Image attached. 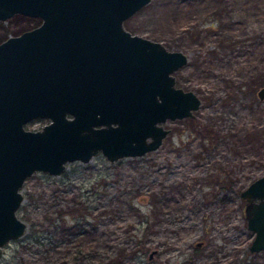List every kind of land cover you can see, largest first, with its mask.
Returning <instances> with one entry per match:
<instances>
[{"label":"rangeland","instance_id":"obj_1","mask_svg":"<svg viewBox=\"0 0 264 264\" xmlns=\"http://www.w3.org/2000/svg\"><path fill=\"white\" fill-rule=\"evenodd\" d=\"M36 22L0 20V42ZM124 25L186 54L175 84L199 107L167 119L154 150L114 161L100 151L61 174L28 176L17 211L27 229L3 246L0 264H264V249L249 250L240 196L264 174V0H150ZM81 223L97 230L84 247L96 258L84 261L75 258Z\"/></svg>","mask_w":264,"mask_h":264},{"label":"water","instance_id":"obj_2","mask_svg":"<svg viewBox=\"0 0 264 264\" xmlns=\"http://www.w3.org/2000/svg\"><path fill=\"white\" fill-rule=\"evenodd\" d=\"M149 1L0 0V19H42L0 43V253L26 231L17 211L28 176L61 174L68 162L100 151L114 161L154 150L167 119L199 107L195 92L175 84L186 54L124 25ZM257 95L264 97V85ZM35 117L50 121L26 128ZM240 196L254 233L249 250L257 252L264 249V174Z\"/></svg>","mask_w":264,"mask_h":264},{"label":"flooded vegetation","instance_id":"obj_3","mask_svg":"<svg viewBox=\"0 0 264 264\" xmlns=\"http://www.w3.org/2000/svg\"><path fill=\"white\" fill-rule=\"evenodd\" d=\"M26 16L28 19L30 20H37V22L35 23V25H33L32 27L28 28V29H25L23 30L22 32L18 33V34H15V35H10V36H16V35H20L21 33H23L24 31H27V30H31V29H34L38 26H40L42 24V19L40 17H35V16H29V15H25V14H21V13H16L8 18H12V17H15V16ZM6 18V19H8ZM6 19H0V20H6ZM10 36H8L7 38H9ZM6 38V39H7ZM6 39L2 40L1 42L5 41ZM0 42V43H1ZM177 70V69H176ZM264 85V84H263ZM258 91V90H257ZM258 96V95H257ZM201 101V100H200ZM41 118H46V117H35L33 119H31L30 121H28L25 126L27 128V125L31 122V121H34V120H37V119H41ZM44 126V125H43ZM92 159V158H91ZM66 169V168H65ZM64 169V170H65ZM27 229V228H26ZM97 230H87L86 229V223H81L80 225V229L78 231V241H79V248L77 249V252L75 253V258L81 260V261H84L86 259H88L89 257L92 258V257H95L96 258V253L94 251V249H89V251L84 247H87V246H93L95 245L93 243L97 241V233H96ZM26 232V231H25ZM90 236V239L91 240H88L87 238ZM87 242H90L89 244ZM203 244V240H198L196 241L195 245L197 247L201 246ZM3 248V247H2ZM1 252H2V249H1ZM156 249H153L151 250V252L149 253V258L152 259L154 256H155V253H156ZM152 253V255H151Z\"/></svg>","mask_w":264,"mask_h":264}]
</instances>
